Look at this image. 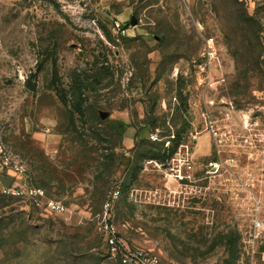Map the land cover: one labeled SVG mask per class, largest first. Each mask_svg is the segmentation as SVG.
<instances>
[{"label": "rangeland", "instance_id": "rangeland-1", "mask_svg": "<svg viewBox=\"0 0 264 264\" xmlns=\"http://www.w3.org/2000/svg\"><path fill=\"white\" fill-rule=\"evenodd\" d=\"M105 220L160 264H264V0H0V264H125Z\"/></svg>", "mask_w": 264, "mask_h": 264}, {"label": "built area", "instance_id": "built-area-1", "mask_svg": "<svg viewBox=\"0 0 264 264\" xmlns=\"http://www.w3.org/2000/svg\"><path fill=\"white\" fill-rule=\"evenodd\" d=\"M116 27L122 33H125V29L123 25L119 22H116ZM150 137L153 140H160L158 134L151 133ZM171 141L166 142V146L169 147ZM185 148H188V145L180 144L177 147V150L172 157L174 161V171L175 176L178 179H187L190 178V175L186 174L187 171L192 169V160L190 159L189 151H186ZM2 192L8 196L20 197L26 196L28 198L33 199L38 204H44L51 211L62 213L66 211V206L61 201L48 198L43 189L38 187H9L4 186ZM119 191L113 192L110 198L105 203V212L108 213L110 207L112 206V202L118 197ZM102 232L105 235L106 241L109 245L111 251L115 254H120L123 263L125 264H160L159 257L156 254H148L141 250H123L122 245L118 240V230L116 225L113 222L105 220L102 224Z\"/></svg>", "mask_w": 264, "mask_h": 264}, {"label": "trees", "instance_id": "trees-1", "mask_svg": "<svg viewBox=\"0 0 264 264\" xmlns=\"http://www.w3.org/2000/svg\"><path fill=\"white\" fill-rule=\"evenodd\" d=\"M129 26V23H126V24H123V27L124 28H127ZM175 145L170 149L171 150V153H173L174 154V152L176 151V148L178 147V145H180V140H181V136H180V134L178 133V134H176L175 135ZM161 144H162V146L165 144V141H163V142H161ZM4 195V194H3Z\"/></svg>", "mask_w": 264, "mask_h": 264}, {"label": "water", "instance_id": "water-1", "mask_svg": "<svg viewBox=\"0 0 264 264\" xmlns=\"http://www.w3.org/2000/svg\"><path fill=\"white\" fill-rule=\"evenodd\" d=\"M136 21H137V20L133 19V20L131 21V23L134 24V25H136V24H137ZM28 86H29V88H30L31 90L34 89L33 85L30 84V85H28ZM12 181H13V178H12V177H9V178L7 179V183L5 184V186L9 187V186L11 185Z\"/></svg>", "mask_w": 264, "mask_h": 264}]
</instances>
